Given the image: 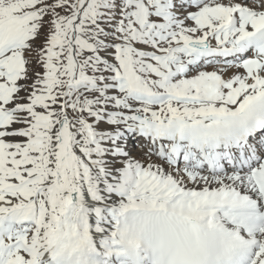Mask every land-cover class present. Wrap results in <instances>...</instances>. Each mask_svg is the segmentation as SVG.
I'll return each mask as SVG.
<instances>
[{"label": "snow or ice", "instance_id": "obj_1", "mask_svg": "<svg viewBox=\"0 0 264 264\" xmlns=\"http://www.w3.org/2000/svg\"><path fill=\"white\" fill-rule=\"evenodd\" d=\"M0 264H264V0H0Z\"/></svg>", "mask_w": 264, "mask_h": 264}]
</instances>
